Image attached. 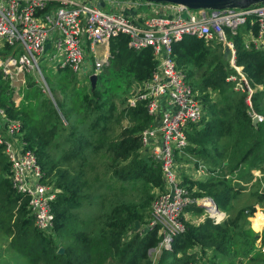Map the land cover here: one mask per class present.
Segmentation results:
<instances>
[{"label":"trees","instance_id":"16d2710c","mask_svg":"<svg viewBox=\"0 0 264 264\" xmlns=\"http://www.w3.org/2000/svg\"><path fill=\"white\" fill-rule=\"evenodd\" d=\"M246 27L242 25L235 34L225 27V32L234 42L235 64L242 68L253 89L250 103L245 90H234V83L226 81L229 74L236 75L237 71L225 59L221 43L211 45L203 38L185 34L172 45L174 59L186 77L191 79L199 71V78L190 82L204 110L202 120L186 130L188 143L176 160L187 163L190 157H196L195 166L201 160L200 164L212 175L189 177L184 172L187 168L182 167L181 184L195 198H212L228 217L217 224L210 217L197 224L182 220L184 231L175 235L170 248H163L155 260L148 249L156 246L161 237L158 226H150L151 204L156 194L153 190L162 191L164 179L160 165L141 152V131L152 121L144 106H126L125 94L116 100L118 94L111 90L114 83L104 82V71L92 89L89 81L78 86L84 81L68 67L58 68L61 80L66 82L61 99L51 101L40 86L28 81L27 90L15 105L10 82L0 70V108L20 122V140L34 152L46 182L57 189L51 201L53 228L46 234L35 225L27 197L12 187L9 162L0 144V234L8 238V248L24 256L28 264L252 261L258 235L242 221L254 208H239L234 217L229 216L241 188L232 182L233 176L245 171L242 177L253 179V169L264 170V50L244 47L242 32ZM128 39L124 34L110 39L109 64L104 66L113 80L117 78L115 84L124 93L134 80L149 78L156 66L150 48L134 50L128 46ZM10 51L11 46L5 45L2 57ZM250 110L263 116L256 126L252 125ZM112 124L118 126L117 133ZM100 161L109 172L107 181L116 179L122 183L121 188L132 185L130 190L138 192L136 199L127 200L121 195L105 199L100 191L107 185L104 177L97 172L90 174L91 170L97 171ZM181 172L187 178H181ZM261 173L256 180L263 189H256L252 197L258 203L264 199V171ZM228 174L231 177L227 178ZM191 205L197 209L202 206L190 204L184 212ZM84 206L91 208L85 217L73 212ZM261 218V212L251 218L254 229H260L256 223ZM135 221L143 226L142 231H132ZM261 235L264 245V229ZM59 247L64 249L62 253L57 252Z\"/></svg>","mask_w":264,"mask_h":264},{"label":"built area","instance_id":"2783aa9c","mask_svg":"<svg viewBox=\"0 0 264 264\" xmlns=\"http://www.w3.org/2000/svg\"><path fill=\"white\" fill-rule=\"evenodd\" d=\"M107 6L108 11L103 9ZM183 12L186 18L181 16ZM242 25L247 26L244 47L264 50V2L246 8L191 9L149 0H0V49L11 46L9 53L0 56V70L9 82L17 73L26 76L35 72L42 77L37 57L47 48L54 49L49 58L52 63L58 68L68 67L81 77L85 76L90 56L93 61L89 74L98 77L109 63V41L119 34L129 37L128 46L134 50L151 49L156 61L151 76L134 80L125 95L126 106L142 104L152 118L141 131V152L160 165L164 179V189L156 191L151 204L150 226L157 225L161 237L156 246L148 249L151 256L170 248L173 237L184 231L181 216L186 206L207 205L205 209L216 224L225 216L213 210L209 197L195 198L181 184L179 170L189 164L177 162L176 155L184 152L188 143L186 130L202 120L204 110L198 92L177 66L172 45L185 34L227 45L229 64L237 74H229L226 81L234 83V90H245L250 103L253 89L242 68L235 64L234 42L226 38L225 32L228 27L235 34ZM21 81L25 83L26 78ZM19 101L15 100V105ZM249 114L251 118L257 116V122L262 120L253 110ZM157 118L159 125L155 126ZM19 134L20 122L0 108V144L9 162L12 187L27 197L37 228L49 233L54 222L51 201L57 189L46 182L34 152L26 148ZM202 166L199 164L195 171H204ZM252 173L254 179L262 176L257 170ZM258 206L253 205L251 218L256 210H264Z\"/></svg>","mask_w":264,"mask_h":264},{"label":"rangeland","instance_id":"374dc122","mask_svg":"<svg viewBox=\"0 0 264 264\" xmlns=\"http://www.w3.org/2000/svg\"><path fill=\"white\" fill-rule=\"evenodd\" d=\"M92 1L97 2L98 0H92ZM103 9L108 11L109 7L107 6L106 8H103ZM242 33H245V31H243ZM226 38L229 40H232V36L229 34H226ZM216 43H217L216 41H212L211 45H214ZM220 49H221V51H224L225 48L222 45ZM53 52H54V49L47 48V50L44 53L40 54L37 57L39 67L42 71V77L35 72H30V73L26 74V76H25V74L20 75L19 73L13 74V81L10 80V86H11V89L13 92L12 98L14 101L15 100H21V98L23 97V92L27 90L26 86L28 85V83H27L28 81L33 82L36 86H40L42 91L47 95L48 98H50L51 101L52 100L55 101V98L61 99L60 94L64 91V86H65L66 82L61 80L62 74H60V72L58 71V67L54 63H52L49 59ZM0 56L2 57V49H0ZM92 61H93V58L90 56L89 60H88V65L86 66V69H85L86 73H85L84 77H81L77 73H75L78 79L84 81V82H79L80 85L78 84V86H81L83 83L87 84L88 77L90 75L89 74L90 71H88V67L90 64H92ZM105 67L101 70V72L104 71L103 72L104 75L106 74L104 82L106 81L105 83H107V84L114 83L111 90H112V92L118 94L116 100H119L120 98L123 97V94L126 95L127 93L126 92L124 93L121 91L122 89L117 88V86L115 84V81H117V78H115L113 80V76L108 72L109 70H107V69L105 70ZM178 68H180V67L178 66ZM180 69L182 71H184L182 68H180ZM23 77L26 78L25 83H23L21 81ZM186 78H187L188 82L191 84L190 80L194 81L197 78H199V71L195 72L194 77H191V79H189L188 77H186ZM110 80H113V81L111 82ZM48 91L50 92V94L48 93ZM124 103L126 105V102H124ZM121 123L123 125H126V121H122ZM112 128H114L115 133H117L119 131V128L116 124H112ZM196 159H197L196 157L192 156V157H190L189 161H186L189 164V167L187 168V171H184V172L189 174V177H194V178L212 177V175L207 171V169L204 165H203L204 171H201V170L199 172L195 171V168L197 167V165L202 163L201 160H198L199 162H197V165L195 166V160ZM253 170H255V169H253ZM261 171H264V170H261ZM96 172H97V175L99 177H104V179L107 183V185L105 187H101V189H100V191L102 193H104L105 199L112 197L113 195H121L123 198H125L127 200H134L137 198L138 192H134V191L130 190L132 188V185L124 184L125 187L121 188L122 183L119 182L118 180L111 178L110 179L111 181H107L109 179V172L106 170V166L104 165V163H102V161L98 162L97 171L91 170L90 174H95ZM244 173H245V171L239 172L237 177L235 176V179L232 180L234 183L238 184L237 187H241V188H240V195L233 202L234 208H233V213H231L229 215L230 217H234L239 208H244V210H250V208L247 209V207L248 206L251 207V205L253 207L254 204H252V203L257 201V200H254L252 198L254 196L253 193L256 191V189L257 190L263 189L262 186L257 184L258 180L254 179V178L253 179H244L242 177V175ZM183 175L184 174L181 172V174H180L181 178L183 177ZM184 177L187 178V176H184ZM184 177H183V179H184ZM153 191L155 194L156 191L155 190H153ZM129 193H131V195H129ZM200 198L204 199L205 197H200ZM256 203H258V201ZM261 203H258L259 206L264 207V199L261 201ZM203 208L204 207L201 206L199 209H197L195 205H191L186 212L183 211L184 214L182 216V220L184 222H188L191 224L192 223L193 224L200 223L204 219L210 217L208 211L205 210V208L204 209ZM75 211L77 212L78 215L81 214L80 217H85V215L91 213V208L84 206V207H80L77 210H74L73 212H75ZM256 212H261L263 214V218L257 219V223H256V227L261 226L260 229H254V227L252 225V220H251V213H250V216H245L244 220L242 219L243 220L242 223H244L242 225H244L246 228H250L251 231H253L254 233H256L258 235L257 241L255 242L256 253L254 254L255 255L254 259L252 261H244V262H248V263H243V264H264V245L262 244L261 239H260V236H262L261 233L264 229V210L259 209V210H256L255 213ZM224 215L225 216L221 221H223L225 218L228 217V214L226 215L224 213ZM213 222H214V220H213ZM142 227L139 226L138 230L142 231L143 230ZM43 233L48 234L47 232H43ZM7 241H8V238L6 236H3L0 234V264H28L27 259L24 256L17 253L14 249L8 248V244H7L8 242ZM160 253L161 252L153 253V256H152L153 259H156Z\"/></svg>","mask_w":264,"mask_h":264},{"label":"water","instance_id":"95a60500","mask_svg":"<svg viewBox=\"0 0 264 264\" xmlns=\"http://www.w3.org/2000/svg\"><path fill=\"white\" fill-rule=\"evenodd\" d=\"M149 1H155V2H168V3H174V4H181L183 6H186L191 9H199V8H206V9H222V8H246L250 5H254L257 3L264 2V0H149ZM183 18L187 17V13L183 12L181 15ZM224 57L225 59L228 60L229 53H230V48L225 45L224 47ZM89 82L91 84L92 89L95 88L96 82H97V75L91 74L89 76ZM50 94V92L48 91ZM54 102V100H52ZM257 120L258 117L254 116L252 118V125L256 126L257 125ZM159 125V119L157 118L155 122V126ZM211 203L213 204V210L216 212L219 211L216 203L212 198H209ZM205 208H208L207 205L202 204ZM139 222L135 221L134 223V228L132 229L133 232H136L139 228ZM64 249L62 247L58 248V253H62Z\"/></svg>","mask_w":264,"mask_h":264},{"label":"crops","instance_id":"0c3cea01","mask_svg":"<svg viewBox=\"0 0 264 264\" xmlns=\"http://www.w3.org/2000/svg\"><path fill=\"white\" fill-rule=\"evenodd\" d=\"M261 116H262V115H261ZM262 120H263V116H262ZM262 120H260V121H258V122H261ZM258 122H257V123H258ZM256 170L259 171L258 169H256ZM260 173H261V171H260ZM261 174H262V173H261ZM253 178H254V177H253ZM234 179H235V178H234ZM234 179H233V180H234ZM232 182H233V181H232ZM240 182H241V181H240ZM252 204H256V202H254V203H252Z\"/></svg>","mask_w":264,"mask_h":264},{"label":"bare ground","instance_id":"6f19581e","mask_svg":"<svg viewBox=\"0 0 264 264\" xmlns=\"http://www.w3.org/2000/svg\"><path fill=\"white\" fill-rule=\"evenodd\" d=\"M220 214H221V213H218V214H216V215L220 216Z\"/></svg>","mask_w":264,"mask_h":264}]
</instances>
